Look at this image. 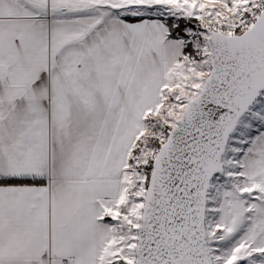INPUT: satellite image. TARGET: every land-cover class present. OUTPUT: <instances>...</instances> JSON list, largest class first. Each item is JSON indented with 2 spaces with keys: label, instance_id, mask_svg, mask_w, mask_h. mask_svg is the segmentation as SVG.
I'll use <instances>...</instances> for the list:
<instances>
[{
  "label": "snow or ice",
  "instance_id": "1",
  "mask_svg": "<svg viewBox=\"0 0 264 264\" xmlns=\"http://www.w3.org/2000/svg\"><path fill=\"white\" fill-rule=\"evenodd\" d=\"M0 264H264V0H0Z\"/></svg>",
  "mask_w": 264,
  "mask_h": 264
}]
</instances>
